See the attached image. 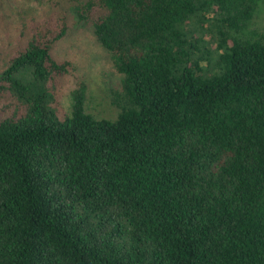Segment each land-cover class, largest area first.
<instances>
[{
    "label": "trees",
    "instance_id": "trees-1",
    "mask_svg": "<svg viewBox=\"0 0 264 264\" xmlns=\"http://www.w3.org/2000/svg\"><path fill=\"white\" fill-rule=\"evenodd\" d=\"M26 1L0 0V264H264V0ZM72 23L113 117L81 81L61 104Z\"/></svg>",
    "mask_w": 264,
    "mask_h": 264
},
{
    "label": "rangeland",
    "instance_id": "rangeland-1",
    "mask_svg": "<svg viewBox=\"0 0 264 264\" xmlns=\"http://www.w3.org/2000/svg\"><path fill=\"white\" fill-rule=\"evenodd\" d=\"M22 6L28 9L25 11L34 15H38L43 8H48L46 1L39 4L37 0H28ZM7 12L5 11L6 14ZM17 20L10 13L9 22L12 26H15ZM53 52L57 58L72 64L70 77L73 83L61 100L62 106L67 107L69 91L75 82L81 81L86 84L87 110L99 117H113L117 112L113 97L122 77L112 67L108 53L93 37L91 27L72 23L70 33L55 45ZM3 61L5 60L1 59L2 64Z\"/></svg>",
    "mask_w": 264,
    "mask_h": 264
}]
</instances>
